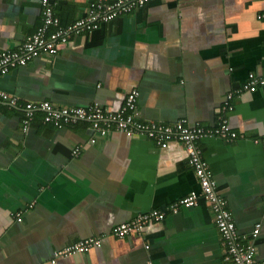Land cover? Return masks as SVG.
<instances>
[{"label":"crops","instance_id":"crops-1","mask_svg":"<svg viewBox=\"0 0 264 264\" xmlns=\"http://www.w3.org/2000/svg\"><path fill=\"white\" fill-rule=\"evenodd\" d=\"M53 2L63 26L89 6ZM263 13V0H157L12 70L0 90L56 109L100 104L116 111L136 89L142 121L204 128L218 126L234 93L228 118L244 137L206 138L200 147L243 241L261 226L263 262L264 86L239 93L249 74L264 76ZM41 24V0H0V51L17 50ZM23 119L22 110L0 104V264H228L204 199L177 214L167 209L201 192L184 144L162 149L117 131L103 137L85 122L56 128L43 112L25 132ZM154 209L166 217L144 235H113ZM98 236L100 248L54 259Z\"/></svg>","mask_w":264,"mask_h":264},{"label":"built area","instance_id":"built-area-1","mask_svg":"<svg viewBox=\"0 0 264 264\" xmlns=\"http://www.w3.org/2000/svg\"><path fill=\"white\" fill-rule=\"evenodd\" d=\"M157 0H89L86 15L68 26L61 25L55 12L53 0H41L42 24L35 34L22 44L17 50L0 51V78L8 75L17 67H25L32 60L41 55L55 56L61 46L72 41L80 34H93L103 24L133 13L145 5ZM264 1V0H263ZM264 18V13L259 19ZM260 86H264V76L251 73L248 81L239 93H254ZM140 93L132 90L126 97L124 105L116 111L94 104L92 106L66 107L56 109L50 102L30 103L22 102L17 96L0 90V104L24 112L23 129L27 132L37 112H43L44 122L53 124L56 128L76 125L80 122L88 123L91 129L100 136H107L110 132H122L128 137H145L155 142L162 149L172 143L184 144L188 153L189 164L193 168L201 186L200 194L193 192L183 197L167 209L177 214L181 208H192L198 205L199 199H204L214 214L216 228L221 235L225 258L228 264H264L257 258V239L260 234V225L256 227L252 238L244 242L238 233L232 213L227 208V200L220 194L217 182L214 180L207 161L203 156L200 142L206 138H216L225 141H234L243 138V134L232 129L228 114L233 111L234 93H230L224 106L220 109V122L213 128H204L201 125L191 126L186 120L173 124H159L140 119L138 111ZM95 140H92L94 143ZM80 148L73 151L78 156ZM166 217V212L154 209L139 213L133 220L116 226L112 233L116 238L123 239L132 234L144 235L145 231ZM21 221V215H19ZM102 237H90L71 244L55 252L54 259L74 254L90 253L102 246ZM55 261H53L54 263Z\"/></svg>","mask_w":264,"mask_h":264},{"label":"trees","instance_id":"trees-1","mask_svg":"<svg viewBox=\"0 0 264 264\" xmlns=\"http://www.w3.org/2000/svg\"><path fill=\"white\" fill-rule=\"evenodd\" d=\"M61 25H62V24H61ZM99 29H100V28H99ZM99 29H98V30H99ZM98 30H97V31H98ZM95 32H96V31H95ZM27 40H28V39H27ZM25 67H26V66H25ZM17 68H24V67H17ZM17 68H15V69H17ZM13 70H14V69H13ZM8 107H9V106H8ZM9 108H11V107H9ZM11 109H13V108H11Z\"/></svg>","mask_w":264,"mask_h":264},{"label":"bare ground","instance_id":"bare-ground-1","mask_svg":"<svg viewBox=\"0 0 264 264\" xmlns=\"http://www.w3.org/2000/svg\"><path fill=\"white\" fill-rule=\"evenodd\" d=\"M146 6V5H145ZM143 8V7H142Z\"/></svg>","mask_w":264,"mask_h":264}]
</instances>
